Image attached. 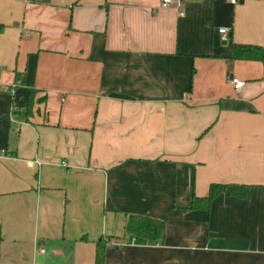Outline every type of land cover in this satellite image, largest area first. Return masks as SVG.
Returning a JSON list of instances; mask_svg holds the SVG:
<instances>
[{
  "label": "crops",
  "instance_id": "1",
  "mask_svg": "<svg viewBox=\"0 0 264 264\" xmlns=\"http://www.w3.org/2000/svg\"><path fill=\"white\" fill-rule=\"evenodd\" d=\"M171 1L0 0V264H264V0Z\"/></svg>",
  "mask_w": 264,
  "mask_h": 264
},
{
  "label": "trees",
  "instance_id": "2",
  "mask_svg": "<svg viewBox=\"0 0 264 264\" xmlns=\"http://www.w3.org/2000/svg\"><path fill=\"white\" fill-rule=\"evenodd\" d=\"M231 57L236 60H254L264 62V49L258 45L235 44ZM30 102L26 114L32 111ZM227 191L232 196L247 199L250 196L251 186L244 184H220L210 185L209 193L205 197H193L192 209H209L211 202L222 192ZM166 220L151 215L127 214L125 235L130 242L146 244L150 241L162 242L165 236ZM106 240L101 239L96 243L95 264H105Z\"/></svg>",
  "mask_w": 264,
  "mask_h": 264
},
{
  "label": "built area",
  "instance_id": "3",
  "mask_svg": "<svg viewBox=\"0 0 264 264\" xmlns=\"http://www.w3.org/2000/svg\"><path fill=\"white\" fill-rule=\"evenodd\" d=\"M228 1L231 4H236L239 0H228ZM171 4H172V1L171 0H163L162 6L163 7H168ZM177 5L180 6L181 3L178 2ZM219 32L222 35L223 39H227L228 38V35H229V29L228 28L221 27V28H219ZM231 82L233 83L234 88H235L236 91H240L243 88V86L245 85V82L243 80H240V79H237V78H234V77L231 78ZM12 92H13V90H12ZM37 162L38 163H41L39 161H37ZM61 164L66 165L65 162H62ZM110 242L113 243V244H115L116 243V240H110ZM40 251L42 253L45 252L44 249H41Z\"/></svg>",
  "mask_w": 264,
  "mask_h": 264
}]
</instances>
